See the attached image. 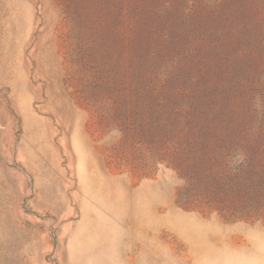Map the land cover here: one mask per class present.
Wrapping results in <instances>:
<instances>
[{
  "label": "rangeland",
  "instance_id": "374dc122",
  "mask_svg": "<svg viewBox=\"0 0 264 264\" xmlns=\"http://www.w3.org/2000/svg\"><path fill=\"white\" fill-rule=\"evenodd\" d=\"M0 264H264V0H0Z\"/></svg>",
  "mask_w": 264,
  "mask_h": 264
}]
</instances>
